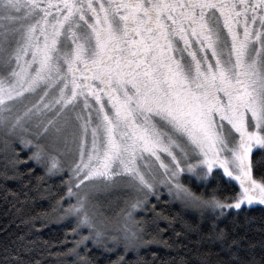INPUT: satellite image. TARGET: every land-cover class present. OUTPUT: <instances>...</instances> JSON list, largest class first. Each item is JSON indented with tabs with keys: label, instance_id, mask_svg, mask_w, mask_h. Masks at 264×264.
Returning a JSON list of instances; mask_svg holds the SVG:
<instances>
[{
	"label": "snow or ice",
	"instance_id": "snow-or-ice-1",
	"mask_svg": "<svg viewBox=\"0 0 264 264\" xmlns=\"http://www.w3.org/2000/svg\"><path fill=\"white\" fill-rule=\"evenodd\" d=\"M0 135L70 172L82 264L77 248L106 235L96 194L120 181L132 209L158 186L217 219L264 206V0H0ZM183 174L216 186L197 194ZM123 231L125 252L144 239ZM217 239L252 264L244 237Z\"/></svg>",
	"mask_w": 264,
	"mask_h": 264
},
{
	"label": "trees",
	"instance_id": "trees-1",
	"mask_svg": "<svg viewBox=\"0 0 264 264\" xmlns=\"http://www.w3.org/2000/svg\"><path fill=\"white\" fill-rule=\"evenodd\" d=\"M30 151L15 139L5 149L0 135V264H82L68 251L85 234L79 229L80 235H76V221L64 215L68 207L66 168L49 175L42 164L29 160ZM5 167L7 179L3 176ZM186 182L197 194L216 186L215 181L206 185L194 178ZM238 190L233 183L232 191ZM223 194L230 195L231 191ZM145 206L136 220V231L142 228L144 239L135 248L125 252L124 239L111 246L93 244L89 239L85 242L87 251L83 244L77 251L90 264H115L122 256L121 264H202L203 260L228 264L229 253L222 251L217 239L219 230L224 229L229 240L244 237L240 254L245 260L264 264V206H245L239 215L219 219L210 209L197 208L165 193L149 197ZM248 244L254 247L248 249Z\"/></svg>",
	"mask_w": 264,
	"mask_h": 264
},
{
	"label": "rangeland",
	"instance_id": "rangeland-1",
	"mask_svg": "<svg viewBox=\"0 0 264 264\" xmlns=\"http://www.w3.org/2000/svg\"><path fill=\"white\" fill-rule=\"evenodd\" d=\"M13 139H15L17 141V143H20L19 139H16V138H13ZM22 147H25V146L22 145ZM8 148H10V146ZM25 148L31 149V146H28ZM32 151H34V149H31L30 155H31ZM68 158H70V157H65V159H68ZM66 171H67L66 172L67 174L66 173L65 174L70 178L71 174H70V172H68L67 168H66ZM221 173H222V171H221ZM187 178L196 179V177L191 176L189 174H183L182 175L181 182L185 185V187L190 188L189 186H187V182H186ZM233 183L237 184L238 189H239L238 183H236V182H233ZM161 193H165L167 196H169L175 200L183 201L182 199L177 197L175 195V193L170 194L168 189L166 187H163V186H158L157 192L155 194H149L147 196V200L149 197L157 196ZM66 195H67V193H66ZM125 195H129V197L127 196L129 199L125 200ZM137 195L138 194L135 193L134 191H132L131 189H126L124 187V183L122 181L118 182L117 185L113 189H111L109 191H101V192L96 194V200L94 201V203H96L98 211L101 213L102 218L104 219V227L106 228V235L101 238L102 242H105L111 246V245H114V243L116 241L124 239L125 233H124L123 229H124L125 225H127L130 229L136 230V228H137L136 220L137 221L139 220L138 214L143 212V210L146 207L145 205H141L140 207H137L135 209L131 208V204L134 202ZM66 198H67L68 205L70 202L75 203L74 197L70 199L68 196H66ZM140 198H143V194H140ZM122 203H124V204H122ZM120 204H122L123 207L120 206ZM118 206H120L119 210H118ZM129 211L132 214L131 218H129L126 215V213ZM115 215H116V218L112 217ZM72 217L77 223L76 218L74 216H72ZM80 231H82L85 235H88V229L87 228H82V229H80ZM113 237H116L117 239L114 240Z\"/></svg>",
	"mask_w": 264,
	"mask_h": 264
}]
</instances>
